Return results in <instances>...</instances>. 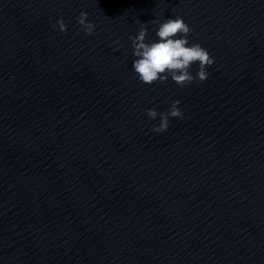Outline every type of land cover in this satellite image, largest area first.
Listing matches in <instances>:
<instances>
[{
  "label": "water",
  "instance_id": "95a60500",
  "mask_svg": "<svg viewBox=\"0 0 264 264\" xmlns=\"http://www.w3.org/2000/svg\"><path fill=\"white\" fill-rule=\"evenodd\" d=\"M177 16L208 79L139 82ZM0 264H264V0H0Z\"/></svg>",
  "mask_w": 264,
  "mask_h": 264
},
{
  "label": "clouds",
  "instance_id": "9594fccd",
  "mask_svg": "<svg viewBox=\"0 0 264 264\" xmlns=\"http://www.w3.org/2000/svg\"><path fill=\"white\" fill-rule=\"evenodd\" d=\"M78 24L85 35H92L96 25L88 20V13L81 11L77 17ZM154 27L157 40L147 42L149 29L147 24L141 23L137 34L130 36L132 43L133 60L132 67L139 82L146 85L167 84L169 77L181 88L196 83L205 82L208 79V67L214 64V58L199 43L190 44L188 36L192 29L180 16L167 18L163 21L156 18L150 22ZM58 29L67 34L68 26L61 17L52 28ZM79 35V30H77ZM118 43V42H117ZM199 64L196 76L194 77L190 68L193 64ZM181 101H172L167 112L159 113L157 109H146V115L150 120H156L159 116V124L152 126L155 133H164L170 126V119H183V111L180 109Z\"/></svg>",
  "mask_w": 264,
  "mask_h": 264
}]
</instances>
